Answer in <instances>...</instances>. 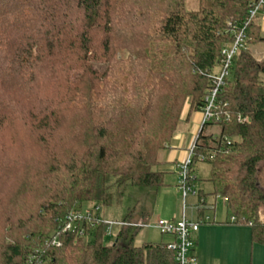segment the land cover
Returning <instances> with one entry per match:
<instances>
[{
	"label": "trees",
	"instance_id": "obj_1",
	"mask_svg": "<svg viewBox=\"0 0 264 264\" xmlns=\"http://www.w3.org/2000/svg\"><path fill=\"white\" fill-rule=\"evenodd\" d=\"M252 1L0 0V264H174L166 243L134 244L142 226H113L105 244L103 221L80 235L66 216L163 185L184 105L200 111L228 23ZM246 30L264 42L257 19ZM219 99L230 117L200 127L190 171L204 154L231 222L264 245V57L241 50Z\"/></svg>",
	"mask_w": 264,
	"mask_h": 264
},
{
	"label": "rangeland",
	"instance_id": "obj_2",
	"mask_svg": "<svg viewBox=\"0 0 264 264\" xmlns=\"http://www.w3.org/2000/svg\"><path fill=\"white\" fill-rule=\"evenodd\" d=\"M185 6L187 9H197L198 0H185ZM264 34V32H263ZM251 54L264 51V42L253 44L249 46L248 50ZM97 68L101 66L95 65ZM215 71L217 68H213ZM189 104L185 103L181 113V120L183 117L189 118L192 113L188 115ZM184 112V116H183ZM184 118V120H185ZM188 119V120H189ZM186 127L180 132L184 137L183 140L190 133V124H186ZM205 133H213L215 135L220 134V126L218 124H211L205 127ZM194 133V132H193ZM20 140L13 144H19ZM196 169L191 172V175L196 179H190V184L205 197V203L198 198V195L188 194L183 196L182 191H175L176 182L178 184V173L175 174L170 171L163 176V185L159 187L142 186L127 184L124 188V194L114 200L111 205L101 207L99 213L104 220H121L123 219L129 210H133L135 215V222H143L145 225L139 227L134 235V244L142 245L144 243H164L169 238L168 235L161 234L159 230L154 226L159 218L164 219H176L186 216L188 220L197 218L200 212H203L202 221L212 220L214 214L216 218L231 220L233 215L227 211L224 199L220 195H214V186L210 181L211 171L210 165L204 161H198ZM158 167V166H157ZM177 171V170H176ZM115 177V176H114ZM216 200V201H215ZM215 202V205H214ZM83 208L92 207V202H83ZM215 207V209H214ZM143 214V215H141ZM145 216L142 221L137 220V216ZM228 217V218H225ZM137 220V221H136ZM259 220L264 221V211L261 209L259 212ZM201 221V220H200ZM238 224V223H234ZM240 228L234 229L232 236L231 246H227L229 249L225 252H220L218 255L223 256L227 262L231 264H264V245L261 243H251L249 226L246 224H239ZM116 228L114 227L109 234L103 236V242L105 244H113L115 241ZM87 235V234H85ZM228 256H232L233 260L230 262Z\"/></svg>",
	"mask_w": 264,
	"mask_h": 264
},
{
	"label": "built area",
	"instance_id": "obj_3",
	"mask_svg": "<svg viewBox=\"0 0 264 264\" xmlns=\"http://www.w3.org/2000/svg\"><path fill=\"white\" fill-rule=\"evenodd\" d=\"M257 19L260 24V29L264 32V0H254L250 2L248 8V19L244 22H229L228 28L232 33V40L224 44L220 50V54L216 60L214 69L211 71L209 77V85L206 88V93L203 98V105L200 109L201 120L197 131L192 133L190 140L187 144L186 156L180 160L177 164L178 173V187L182 191L185 197L188 194L196 195L197 190L190 184V179H195V176L191 175V163L194 154V146L197 137V132L203 124L206 123H219L222 120H226L230 117L229 112L223 107L227 103L222 104L219 99V95L223 90V87L227 83V79L231 75L233 63L235 57L241 50H249V46L257 43L250 42V35L246 30L250 19ZM260 43V42H258ZM256 60H261L264 57V51L252 53ZM238 122H248V116L242 114L236 115ZM229 143V141H228ZM214 153H210L209 157L212 158ZM204 154L198 155V161L205 160ZM101 207L93 204L92 207H86L79 210L71 211L67 216V222L64 226V230H72L77 225L79 226L78 232L80 235L84 233V226L87 224L92 228L100 224L102 221L107 225L106 232L109 233L113 226L123 225H136L143 226V222H127L122 220H104L99 213ZM235 217H231V221H234ZM154 226L159 230L161 234L169 235L172 237L170 241L166 243V248L173 252L174 264H196V257L192 253L194 247L193 234L198 229V222L182 217L176 219H164L159 218ZM53 243L59 244L53 240Z\"/></svg>",
	"mask_w": 264,
	"mask_h": 264
},
{
	"label": "crops",
	"instance_id": "obj_4",
	"mask_svg": "<svg viewBox=\"0 0 264 264\" xmlns=\"http://www.w3.org/2000/svg\"><path fill=\"white\" fill-rule=\"evenodd\" d=\"M184 115L185 114L183 112V116ZM184 118L185 117H183V124L181 125L180 130L177 131L172 136L169 142V146L163 152V155H162L163 162L159 164L157 167V170L164 172V175L166 173H170V171L173 172L174 174L177 172L176 170H177L178 162L186 156L187 144L190 140V137L192 133L197 131V129L199 128V124L201 120V113L200 111H195L188 121H184ZM186 124L187 125L190 124V133L186 137V139L183 140L185 136L180 134V132L186 127L185 126ZM174 190L181 192V190L179 189L177 185V182H176ZM196 195H198V198L203 200V202L205 203L206 201L205 197L203 196L201 192L197 191ZM224 202H225V199H224ZM214 205H215V202H214ZM225 205H226V202H225ZM227 211L230 212L228 207H227L225 216L228 214ZM202 214L203 212H200V215L198 214L197 218L191 220L193 222H198L199 224L197 231H195V233L193 234L195 244H194L192 253L196 257V264H231L227 262L225 259H223V256L218 255V253L220 252L223 253L229 250L226 248L227 246L229 247L231 246L230 242L232 241L234 229L235 227L240 228V225L232 223L230 218L229 220L216 218L215 214L212 220L209 219L207 221H204V220L202 221L203 219ZM141 215L137 216L138 221L139 220L142 221L143 218H146L145 216H142V219H141ZM182 217L186 218L185 215H183ZM135 218H136L135 215H133L131 217V220L133 221L135 220ZM225 218H228V217H225ZM171 239L172 237L169 236V238L166 239L164 243H167ZM251 243L253 242L251 241ZM228 258L230 259V262H232L233 257L228 256Z\"/></svg>",
	"mask_w": 264,
	"mask_h": 264
}]
</instances>
